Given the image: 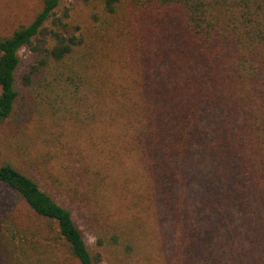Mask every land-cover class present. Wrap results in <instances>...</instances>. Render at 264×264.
Segmentation results:
<instances>
[{"label": "trees", "instance_id": "obj_1", "mask_svg": "<svg viewBox=\"0 0 264 264\" xmlns=\"http://www.w3.org/2000/svg\"><path fill=\"white\" fill-rule=\"evenodd\" d=\"M0 125V264H264V0H40Z\"/></svg>", "mask_w": 264, "mask_h": 264}, {"label": "rangeland", "instance_id": "obj_2", "mask_svg": "<svg viewBox=\"0 0 264 264\" xmlns=\"http://www.w3.org/2000/svg\"><path fill=\"white\" fill-rule=\"evenodd\" d=\"M40 0H0V35L8 33L19 23L28 22L32 19L36 10L38 9ZM21 57L23 60L27 58V51H21ZM8 129L5 125H0V162L2 160L10 158H15V152L6 147L3 143V138H5ZM10 133V131H8ZM2 139V140H1ZM39 142V141H38ZM38 147H42V144L37 143ZM78 227L81 229L87 243L92 246L94 243L93 230L90 229L83 218H76ZM159 223L155 224V229L153 236L154 238L160 240L159 251L161 252L163 259L166 254L165 248L162 246V232H160Z\"/></svg>", "mask_w": 264, "mask_h": 264}]
</instances>
